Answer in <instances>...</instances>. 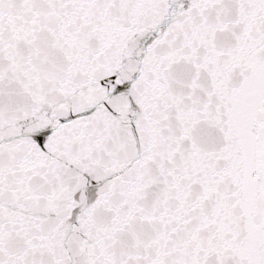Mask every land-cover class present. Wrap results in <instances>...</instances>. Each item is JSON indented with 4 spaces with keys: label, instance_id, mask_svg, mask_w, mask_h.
<instances>
[{
    "label": "snow or ice",
    "instance_id": "6c2138e0",
    "mask_svg": "<svg viewBox=\"0 0 264 264\" xmlns=\"http://www.w3.org/2000/svg\"><path fill=\"white\" fill-rule=\"evenodd\" d=\"M0 264H264V0H0Z\"/></svg>",
    "mask_w": 264,
    "mask_h": 264
}]
</instances>
